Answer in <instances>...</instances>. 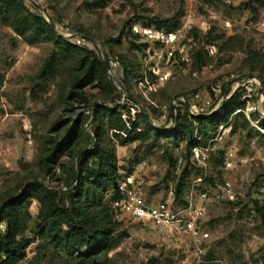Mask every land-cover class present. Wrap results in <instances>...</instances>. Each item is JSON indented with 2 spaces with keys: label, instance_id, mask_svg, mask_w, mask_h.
Instances as JSON below:
<instances>
[{
  "label": "rangeland",
  "instance_id": "1",
  "mask_svg": "<svg viewBox=\"0 0 264 264\" xmlns=\"http://www.w3.org/2000/svg\"><path fill=\"white\" fill-rule=\"evenodd\" d=\"M24 2L33 13L53 24L62 39L60 46L55 37L27 43L14 28L0 23V204L36 178L55 188L61 185L44 176L37 160L43 143L53 134L52 124L74 113L65 109L71 67L68 61L62 63L47 80H38L37 74L47 57L53 51L59 53L68 43L78 51L94 50L104 64L107 59L112 74L109 77L119 89L114 93L115 104L123 109V116L138 112L137 107L130 109L127 98L145 109L147 120L142 118L141 130L149 128L147 123L171 130L178 112H187L183 99L196 98V94L200 96L194 103L202 114H212L218 111L235 76H264V61L255 70L247 64L248 59L264 58V0H109L102 8L91 5L95 0ZM164 19L170 21L158 22ZM161 31L173 34L174 40L166 42L159 36ZM140 44L147 45L136 46ZM199 51L201 57L196 55ZM244 84L247 89L242 90L247 94L250 90L257 93L255 80ZM87 90L91 101L96 102L98 88ZM261 93L258 104L264 111ZM246 99L249 108L254 106L252 98ZM75 106V112L82 110ZM233 116L222 124L225 137L211 143L213 159L223 151L224 162L226 152L233 151V166L226 169L224 163L216 166L212 160L200 188L229 182L238 201L209 204L201 220L211 233L207 255L217 256L226 264H264V219L254 207L255 200L264 206V139L250 130V124L245 127L243 117ZM148 132L149 138L143 141L120 145L114 140L120 169L143 180V192L150 202L170 196L179 207L184 199H176L179 178L173 177L171 168L177 143L181 142L178 149L183 153L187 140L157 136L151 129ZM188 161L191 164L190 156ZM196 171L194 168L193 174ZM38 212L39 203L33 201L26 237L34 235ZM122 222L126 235H120L114 247L102 255L104 264H146L152 257L159 258L155 264H196L190 240L176 243L150 225L130 218ZM0 226L4 229V223ZM37 245L36 240L29 246L30 252L21 264H71L54 250L39 254Z\"/></svg>",
  "mask_w": 264,
  "mask_h": 264
},
{
  "label": "trees",
  "instance_id": "2",
  "mask_svg": "<svg viewBox=\"0 0 264 264\" xmlns=\"http://www.w3.org/2000/svg\"><path fill=\"white\" fill-rule=\"evenodd\" d=\"M108 3L109 0H95L91 5L102 8ZM168 21L170 20L164 19L158 22L163 24ZM0 23L14 28L27 43L55 37L60 46L59 40L62 37L56 34L41 14L33 13L24 0H0ZM208 51L205 53L208 54ZM196 55L201 57L203 53L199 51ZM67 61L71 72L65 95V109L74 113L67 117L61 116L52 124L50 131L53 134L43 143L37 160V166L44 176L49 180L60 181L61 185L55 188L36 178L27 183L18 195L2 201L0 225L4 223V229L0 226V264H21L27 256L29 246L36 240L39 254L54 250L71 264H104L101 261L102 255L114 247L120 235H126V231L122 229V220L116 217L107 200L109 194L116 191L121 177L114 140L120 145L143 141L149 138L150 129L157 136L186 139L185 152L182 148L186 164L176 186V199H184L185 204L184 196L191 176L203 173V168L192 159V149L209 145L219 126L229 121L231 114L236 115L233 119L243 117L245 127L250 124V130L261 134L264 139V133L254 127L243 112L235 114L237 109L247 107V101L243 100V90L222 101L218 111L212 114L192 116L188 110L184 114L178 112L175 126L171 130L154 128L148 123L150 129L141 130L142 118L147 120L145 109L140 108L135 100L127 98V102L132 104L130 109L137 107L138 112L129 114L126 118L123 116V109L115 104L114 93L119 92V89L110 79L104 61L94 50L86 48L78 51L73 44H66L59 53L53 51L47 57L37 79L47 80ZM263 61L264 58H251L247 60V64L255 70ZM259 76L264 82L263 74ZM88 88H98V100L94 103ZM212 89L215 91L214 87ZM225 90L224 85L223 91ZM262 93L264 94V88ZM190 99L187 98L188 101ZM252 99L254 100V96ZM75 105L82 110L75 112ZM259 116L256 111L251 113L254 121ZM258 126L264 129V117L260 119ZM109 132L112 134L110 138ZM178 148H181V142L177 143L176 150ZM220 154V157L213 159L211 151L209 164L212 160L216 166L223 164L222 155L225 153L221 151ZM189 156L191 164L187 162ZM194 168L197 169L195 174ZM69 181L72 182L66 186L65 182ZM33 201L39 203L38 222L34 235L26 237ZM254 207L264 219V206H260L255 200ZM158 262V257H152L146 264Z\"/></svg>",
  "mask_w": 264,
  "mask_h": 264
},
{
  "label": "built area",
  "instance_id": "3",
  "mask_svg": "<svg viewBox=\"0 0 264 264\" xmlns=\"http://www.w3.org/2000/svg\"><path fill=\"white\" fill-rule=\"evenodd\" d=\"M159 36L166 42L174 40L173 34L165 33L164 31L159 32ZM243 76L242 78L235 76L236 80L226 90L222 101L228 99L237 91H241L244 88L247 89L246 84H244L246 81L251 78L255 80L258 83L256 94V91L254 92L253 90H250L248 94L243 90V100L247 101V97L252 98L254 96V106L249 108L247 105L245 109L239 108L235 114L243 112L252 125L264 133V129L258 126V122L264 117V111L258 104V95L262 91L261 82L256 76L250 74ZM199 96V94H196V98H199ZM196 98H192L190 101L183 99L186 109L192 116L202 114L200 106L194 103ZM185 103H188L189 106H186ZM255 111L260 115L256 121L251 119V113ZM224 128L225 125L221 124L220 130L216 134L217 136L212 138L209 145L196 146L192 149V159L198 166L203 168V173L194 176L188 191L186 190V202L179 207H175L174 198L172 199L170 196L157 203L150 202L143 192V180L138 179L134 174H127L126 171L120 169L119 173L121 177L118 180L116 191L109 194L107 199L116 217L119 220L130 218L134 222L150 225L159 235L169 237L176 243L184 244L187 242V239L190 240L194 263L196 264H226V262L217 256L209 257L207 255L206 243L210 239L211 233L205 222L201 220L204 218L210 203H236L238 201L236 190L229 182L217 184L216 187L205 185L200 188L208 176L207 169L212 150L211 143L213 141L219 142L225 137L223 135L224 132H222ZM226 154L224 167L229 169L233 166L234 153L229 150ZM185 164L183 153H180V150L177 149V154L171 168L173 177L180 178ZM171 195H173V191H171Z\"/></svg>",
  "mask_w": 264,
  "mask_h": 264
},
{
  "label": "water",
  "instance_id": "4",
  "mask_svg": "<svg viewBox=\"0 0 264 264\" xmlns=\"http://www.w3.org/2000/svg\"><path fill=\"white\" fill-rule=\"evenodd\" d=\"M51 26L54 28V25H53V24H51ZM104 60H105L106 68H107V70H108V74H109L110 76H112L111 72L109 71V62L107 61L106 58H105ZM250 75L256 76V77L260 80L261 85H262V80H261V77H260L259 75H257V74H250ZM117 82H118V84H119V87H120L123 91H127V89H126V87H125V85H124L123 83H121L120 81H117ZM185 104H186V106H189L188 103H185ZM172 109L174 110V105H172ZM173 110H172V111H173Z\"/></svg>",
  "mask_w": 264,
  "mask_h": 264
}]
</instances>
